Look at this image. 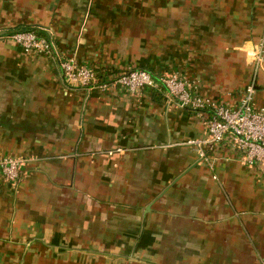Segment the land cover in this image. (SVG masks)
<instances>
[{
    "label": "crops",
    "instance_id": "1",
    "mask_svg": "<svg viewBox=\"0 0 264 264\" xmlns=\"http://www.w3.org/2000/svg\"><path fill=\"white\" fill-rule=\"evenodd\" d=\"M25 26L51 55L2 37ZM260 42L264 0H0V154L29 159L0 174V264H264V163L227 137L210 167L186 143L203 118L164 89L90 90L59 66L180 70L234 103Z\"/></svg>",
    "mask_w": 264,
    "mask_h": 264
},
{
    "label": "built area",
    "instance_id": "2",
    "mask_svg": "<svg viewBox=\"0 0 264 264\" xmlns=\"http://www.w3.org/2000/svg\"><path fill=\"white\" fill-rule=\"evenodd\" d=\"M2 37L21 45L25 51L52 54L51 42L35 31H15ZM251 55L259 70L264 62V43L254 45ZM59 66L69 85L90 90L125 89L138 93L148 87L164 89L181 106L189 107L203 118L206 127L204 137L191 138L186 143L195 147L199 158L210 167L214 164L209 152L227 137L243 152V162L250 166L264 163V106L255 101L257 70L241 98L233 103L201 93L198 83L179 72L172 71L156 78L150 71L130 68L111 77H101L102 73L72 58L61 59ZM122 151V148H117L108 154ZM28 161L25 157L0 154V174L6 181L15 183L23 176ZM214 178L217 177L214 175Z\"/></svg>",
    "mask_w": 264,
    "mask_h": 264
},
{
    "label": "rangeland",
    "instance_id": "3",
    "mask_svg": "<svg viewBox=\"0 0 264 264\" xmlns=\"http://www.w3.org/2000/svg\"><path fill=\"white\" fill-rule=\"evenodd\" d=\"M247 54H248V56L250 57V59H251V61H250V63H249V65H251V68L253 67V71H251V75H252V78L254 77L253 75H254V73L256 72V67H257V62H255V60H252V55H251V49L249 50V51H247ZM64 59H69V58H64ZM72 59H74L75 61H77L75 58H72ZM78 62V61H77ZM80 63V62H79ZM252 70V69H251ZM62 72V71H61ZM172 72V71H171ZM173 72H179V74H181V76H183V77H186V78H188V76L183 72V71H180V70H175V71H173ZM253 72V73H252ZM251 77V76H250ZM189 80H193V79H191V78H188Z\"/></svg>",
    "mask_w": 264,
    "mask_h": 264
},
{
    "label": "trees",
    "instance_id": "4",
    "mask_svg": "<svg viewBox=\"0 0 264 264\" xmlns=\"http://www.w3.org/2000/svg\"><path fill=\"white\" fill-rule=\"evenodd\" d=\"M15 31H35V32H37L39 35H41V36H45V34L42 32V31H40L39 29H37V28H35V27H27V26H25V27H21L20 29H18V30H15ZM15 31H13V32H15ZM11 33V32H10ZM46 37V36H45ZM100 76L101 77H104V76H108V72H106V73H102V74H100Z\"/></svg>",
    "mask_w": 264,
    "mask_h": 264
}]
</instances>
